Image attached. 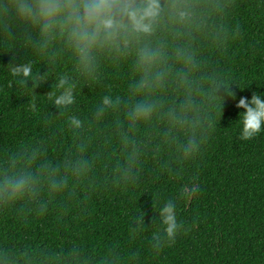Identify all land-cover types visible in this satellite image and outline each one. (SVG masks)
<instances>
[{
    "label": "trees",
    "instance_id": "obj_1",
    "mask_svg": "<svg viewBox=\"0 0 264 264\" xmlns=\"http://www.w3.org/2000/svg\"><path fill=\"white\" fill-rule=\"evenodd\" d=\"M160 3L153 33L87 64L59 30L0 15V181H34L0 198V264H264V132L242 139L231 97L264 94V0ZM144 47L161 55L141 87Z\"/></svg>",
    "mask_w": 264,
    "mask_h": 264
},
{
    "label": "clouds",
    "instance_id": "obj_2",
    "mask_svg": "<svg viewBox=\"0 0 264 264\" xmlns=\"http://www.w3.org/2000/svg\"><path fill=\"white\" fill-rule=\"evenodd\" d=\"M160 0H8L0 2V15L10 21H19L39 27L42 34L59 30L66 35L81 61L90 63L93 53L103 47L118 46L121 42L128 46L130 37L150 35L165 12ZM175 8L176 5H172ZM183 20L187 12H178ZM7 26V25H6ZM160 52L148 47L138 53L139 64L145 70L141 82L151 86L148 78L150 70L159 63ZM12 75L28 78L32 72L30 65L11 69ZM23 83V81H21ZM235 106L242 109L241 137L248 140L264 132V94L252 93L251 97L231 94ZM71 102L70 93L56 98L57 105ZM105 105L109 101L105 99ZM151 105L140 102L129 112L130 119L139 120L150 116ZM73 123H77L73 121ZM34 181L30 175H10L0 181V198L16 199L32 191ZM164 232L169 239L175 237L179 225L175 206L169 202L160 210Z\"/></svg>",
    "mask_w": 264,
    "mask_h": 264
}]
</instances>
